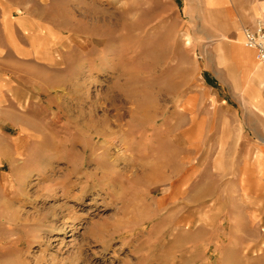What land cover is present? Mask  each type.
<instances>
[{"label": "rangeland", "instance_id": "1", "mask_svg": "<svg viewBox=\"0 0 264 264\" xmlns=\"http://www.w3.org/2000/svg\"><path fill=\"white\" fill-rule=\"evenodd\" d=\"M36 6L55 59L30 76L8 57L35 88L7 112L0 264H264V77L243 46L264 0Z\"/></svg>", "mask_w": 264, "mask_h": 264}, {"label": "crops", "instance_id": "2", "mask_svg": "<svg viewBox=\"0 0 264 264\" xmlns=\"http://www.w3.org/2000/svg\"><path fill=\"white\" fill-rule=\"evenodd\" d=\"M31 3H33L34 6L36 5V1L34 0ZM28 4L29 0H27V5ZM13 7L19 8L18 3L13 4L11 0H0V167L2 166V163L7 165V112L18 111L21 103L26 98L24 95L27 96L29 91L35 88L33 85L24 84L21 81V76H19L18 73H13L11 61L8 60L9 54L11 55L12 51L7 15L10 14ZM260 16L262 17L258 16V18L264 20V13ZM245 54L248 56L245 57L246 67L244 68L246 72H251V77L253 78L257 77L259 72L261 73V76L264 77V63L256 60V57L254 56L255 53L248 54L245 52ZM13 55L16 56L19 54L13 53ZM261 92L262 91L257 93V97L260 95V101L264 102V92ZM8 120L9 123L16 126L17 117L15 114L11 113ZM6 188L7 174L0 173V189Z\"/></svg>", "mask_w": 264, "mask_h": 264}, {"label": "bare ground", "instance_id": "3", "mask_svg": "<svg viewBox=\"0 0 264 264\" xmlns=\"http://www.w3.org/2000/svg\"><path fill=\"white\" fill-rule=\"evenodd\" d=\"M32 1L33 0H29V4L23 9L22 13H24V14H22L20 12L19 8L13 7L10 14L7 15V18L9 21V30H10L9 38H10V43H11V49H12L14 54H21V56L23 58L28 59L26 61L27 62L26 65L28 66L27 67V73L30 76L38 75V74L44 75L43 69L38 64L39 63H45V62L48 63V62L54 61V59H55L53 56H50L47 51L43 52L41 54L38 53L39 50L37 49V45H39V42L41 45H43L44 41H43V39L38 38V31L40 29L41 24H39L37 21V15H38L37 8H36L37 6L36 5L34 6V4L31 3ZM34 1H37V0H34ZM11 2L13 4H17L16 0H11ZM41 27L42 28L44 27L43 23H42ZM47 29L50 31L49 28H47ZM12 32L13 33L16 32V35L12 36V34H11ZM51 32H53V30H51ZM17 33H20V35L22 33L25 36L24 46H21L20 42L18 43ZM35 35H36V37H35ZM44 46H45V44H44ZM243 46H244V41H243ZM44 49H45V47H44ZM246 49H244V50L247 51L246 53H248V54L249 53L250 54L255 53L252 50H249V49L246 50ZM254 56L256 57L255 54H254ZM58 60H59V56H58ZM256 60H257V58H256ZM256 62L259 63L258 61H256ZM261 78H262V76H261ZM40 84L43 86H44V84L47 85L45 82L43 84V81ZM116 118H118V115L115 117V121H117ZM107 121L108 120L103 119V123H105ZM102 129H103V126L101 123L99 130L101 131ZM175 140L177 141V139H175ZM175 140L173 139V142H176ZM24 143H25V140H24ZM24 143H22V141L20 142L21 147ZM21 147L18 150H21ZM167 147H168V145H167ZM166 150L161 155H159V157L156 161H154L156 163H153L151 165L150 170L145 171L144 173L141 174V176L152 175L150 173L152 168L157 169L162 164L164 165L162 168H164L166 166L169 167L171 165L172 152L166 151ZM124 151H128V149H125ZM191 168H193V166H191ZM241 184H242V182H241ZM257 186L260 187V188H258L260 190L261 189V183L257 182ZM191 199H194L197 201L199 199V196L194 195L193 197H191ZM134 209H137V208H134ZM134 219H135L134 213L132 214L129 211L127 216L122 217L121 221H122V223L127 224L129 221L133 222ZM185 228L187 230H190V226L184 227V229Z\"/></svg>", "mask_w": 264, "mask_h": 264}, {"label": "built area", "instance_id": "4", "mask_svg": "<svg viewBox=\"0 0 264 264\" xmlns=\"http://www.w3.org/2000/svg\"><path fill=\"white\" fill-rule=\"evenodd\" d=\"M244 46L255 52L258 61L264 63V22L257 20L244 31Z\"/></svg>", "mask_w": 264, "mask_h": 264}]
</instances>
